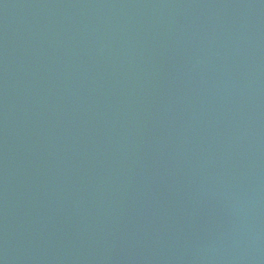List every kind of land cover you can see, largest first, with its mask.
Returning <instances> with one entry per match:
<instances>
[{
  "label": "water",
  "instance_id": "obj_1",
  "mask_svg": "<svg viewBox=\"0 0 264 264\" xmlns=\"http://www.w3.org/2000/svg\"><path fill=\"white\" fill-rule=\"evenodd\" d=\"M0 264H264V0H0Z\"/></svg>",
  "mask_w": 264,
  "mask_h": 264
}]
</instances>
